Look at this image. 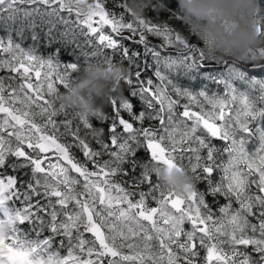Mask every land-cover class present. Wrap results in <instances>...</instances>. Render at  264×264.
Segmentation results:
<instances>
[{
	"label": "snow or ice",
	"instance_id": "obj_1",
	"mask_svg": "<svg viewBox=\"0 0 264 264\" xmlns=\"http://www.w3.org/2000/svg\"><path fill=\"white\" fill-rule=\"evenodd\" d=\"M107 2L0 0V264H264V63L210 59L176 0H152L140 18L128 0L119 12ZM45 26L47 46L62 45L47 56ZM81 59L127 68L109 112L57 103ZM136 146L150 162L129 186L122 165ZM154 165L193 184L178 195Z\"/></svg>",
	"mask_w": 264,
	"mask_h": 264
},
{
	"label": "clouds",
	"instance_id": "obj_2",
	"mask_svg": "<svg viewBox=\"0 0 264 264\" xmlns=\"http://www.w3.org/2000/svg\"><path fill=\"white\" fill-rule=\"evenodd\" d=\"M151 2L128 0V7L135 18H140L146 15L145 5ZM178 5L185 22L196 25L201 36L212 42L210 59L257 66L264 63V57L255 54L256 49L264 47V34L258 31L257 23V17L264 15V4L260 0H178ZM81 8L86 10V5ZM126 73L127 68L119 63L112 66L100 62L87 64L72 83L71 91L62 92L57 103L63 102L93 116L101 115L111 90ZM154 169L160 182L178 195H183L193 184L191 174L185 170L170 171L163 165H154Z\"/></svg>",
	"mask_w": 264,
	"mask_h": 264
},
{
	"label": "trees",
	"instance_id": "obj_3",
	"mask_svg": "<svg viewBox=\"0 0 264 264\" xmlns=\"http://www.w3.org/2000/svg\"><path fill=\"white\" fill-rule=\"evenodd\" d=\"M118 2H119V0H108L107 7L109 9H114L116 12H119L120 11L119 8H114V3H118ZM260 2H261V4H264V0H260ZM175 7L177 9H179L178 0H176ZM180 14L182 15V13H180ZM146 15L152 16V13L146 11ZM258 17H264V15H260ZM172 23L176 27L182 29V25H180L178 22L172 21ZM58 28H60L62 30V26H58ZM106 30H108V29H106ZM108 31H110V30H108ZM36 32L39 35V40L36 42L38 54L47 56L49 53H51L53 51L54 48L62 47V45H59V44H54L51 47L47 46L46 39H45V33L47 32V26L43 27V29L37 28ZM3 35H5V32L3 30L2 25H0V36H3ZM25 35L28 38L24 41L23 46L27 47L29 45H32L33 41L30 38L31 37V30H26ZM194 42H196V41H194ZM68 51H69V49L66 46H63V50L61 51V54H60V59L62 61H70V60L74 59L73 56L68 54ZM116 59L119 60V57H116ZM86 65H87V62H85V61H83L81 59L79 71H77L76 73H73L71 75V79H72L73 82L76 81L79 78V76L81 75V73H82V71H83V69H84V67ZM147 75H151V73L149 72V73H147ZM186 78L187 77L181 75V79H186ZM183 82L187 83V81H183ZM201 83H203V82L202 81H197V82H195L193 84V87L199 88ZM208 86H209L210 90H213V91L217 90L216 86L214 84L209 83ZM60 91L61 92L65 91L62 86L60 87ZM97 103H100V101L97 100ZM104 111L109 112L110 109L109 108H104ZM93 123L96 124L97 127H101L102 126V127L105 128V131L107 130V125L98 124L95 121V118H93ZM214 143H216L217 145L222 146V142L221 141L215 140ZM250 147H251V145H250ZM72 151L75 153L77 158H79L81 161L84 160V157H83L82 153L78 149L73 148ZM149 162H150V155H149L146 147L136 146L134 148V150H133V154H132L131 158L126 160L124 162V164L122 165L123 179L128 181L129 186L131 185V183L138 182V181L141 180V174L143 173V170H144L143 166L149 164ZM89 167L91 168V165H89ZM152 178H153V180L156 179L154 173L152 174ZM147 187H148L147 185H144V186H142L141 190L147 191ZM197 187L200 190H205L206 185L204 183H198ZM208 200L211 203L212 202V197H208ZM219 203L220 204L225 203L223 198L219 199ZM149 204H150V206H155L154 202H152L151 200H149ZM213 206L216 207L215 205H213ZM185 227H188V225H185ZM86 235L90 236V234H86ZM62 254H64V253L62 252Z\"/></svg>",
	"mask_w": 264,
	"mask_h": 264
}]
</instances>
